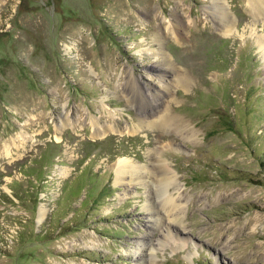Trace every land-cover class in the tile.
Returning <instances> with one entry per match:
<instances>
[{
    "label": "rangeland",
    "instance_id": "obj_1",
    "mask_svg": "<svg viewBox=\"0 0 264 264\" xmlns=\"http://www.w3.org/2000/svg\"><path fill=\"white\" fill-rule=\"evenodd\" d=\"M261 6L0 0V264H264Z\"/></svg>",
    "mask_w": 264,
    "mask_h": 264
},
{
    "label": "bare ground",
    "instance_id": "obj_2",
    "mask_svg": "<svg viewBox=\"0 0 264 264\" xmlns=\"http://www.w3.org/2000/svg\"><path fill=\"white\" fill-rule=\"evenodd\" d=\"M261 1L263 0H250V3H252V7L255 11H257L256 13L260 12L261 11ZM220 9V8H219ZM223 10V8H222ZM221 12V10L219 11ZM222 13V12H221ZM255 13V12H254ZM220 15V14H219ZM257 15V14H255ZM221 16L223 17L222 21L223 23L225 24H228L229 23V17L227 18L225 12L223 11V13L221 14ZM229 16V15H228ZM219 19V18H218ZM223 24V25H224ZM258 42L260 43V45L264 48V35L263 36H259L258 37ZM172 62H169L167 63L170 67V69L172 70L171 72V77L174 81L176 82H183V83H188L190 81V78L189 76L186 74V73H182L180 72L178 69H176V67H174L172 64ZM169 69V71H170ZM164 71H166L165 69L162 70V75L165 73ZM160 73V74H161ZM167 73V71H166ZM153 94V93H152ZM148 101H151V99L147 98ZM159 99V98H158ZM160 101V100H159ZM163 101V98L161 99L160 103ZM152 102V101H151ZM157 104L155 106V108H153L150 112V114L152 116H154L152 119H150V121L152 122V124H155V125H158L159 126H168L169 124H171V114H168V112H163V109H162V105ZM162 111V112H161ZM159 112H161L159 114ZM149 114V113H148ZM158 116V117H157ZM156 117V118H155ZM159 166L161 172H162V176H161V181H163L166 186L170 184H175V174L173 172V170H171L167 164L165 162H160L159 165L157 164V167ZM117 172H118V175L120 178H123L125 175V173H133V172H139V167L138 166H135L131 163H126V162H120L118 165H117ZM176 185V184H175ZM166 190V188H164ZM165 194V192H164ZM168 194V193H167ZM169 205V208L170 210H173L176 208L177 206V202H176V199H174L173 197H170L169 195L167 196H164L163 197V204H162V207L164 208H167V206ZM155 206V205H154ZM178 207V206H177ZM150 210H154L153 213H151L152 215H154L153 219H155V221H157V216H158V210H155V208L153 209H150ZM175 214V213H174ZM170 215V214H169ZM160 217V216H159ZM158 217V218H159ZM176 217V216H175ZM173 219V218H172ZM169 230L170 227H169ZM143 252V251H142ZM150 256L151 255V250L149 251H145V254H147Z\"/></svg>",
    "mask_w": 264,
    "mask_h": 264
}]
</instances>
